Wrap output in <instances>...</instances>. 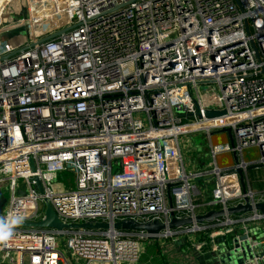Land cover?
<instances>
[{
	"label": "built area",
	"instance_id": "2783aa9c",
	"mask_svg": "<svg viewBox=\"0 0 264 264\" xmlns=\"http://www.w3.org/2000/svg\"><path fill=\"white\" fill-rule=\"evenodd\" d=\"M14 2L24 10L7 21ZM15 24L24 31L2 43ZM211 109L224 114H196ZM214 131L226 141L213 142ZM193 132L208 138L212 160L186 171L180 136ZM251 147L258 158L249 162ZM222 153L236 155L232 165L218 163ZM251 168L264 170V0H0V188L11 185L0 264H139L145 244L217 225L219 235L249 238L264 228L259 211L156 238L112 228L61 236L11 223L43 220L44 198L62 222L78 224L167 223L253 205L264 202V183H250ZM63 172L70 181L56 184ZM209 173L206 195L200 180ZM20 179L26 187L16 190Z\"/></svg>",
	"mask_w": 264,
	"mask_h": 264
},
{
	"label": "water",
	"instance_id": "95a60500",
	"mask_svg": "<svg viewBox=\"0 0 264 264\" xmlns=\"http://www.w3.org/2000/svg\"><path fill=\"white\" fill-rule=\"evenodd\" d=\"M18 7V6H17ZM20 12V11H19ZM16 32L23 31L22 25H12L4 31L6 34H13L12 31ZM59 31L54 34L47 35L39 39V42L53 38L57 36ZM32 45V44H31ZM197 116H204L205 118L211 119L212 117L220 116L224 114L223 110H203L201 113L197 111ZM229 134L228 130H222ZM236 159V155H235ZM237 172L241 174V170L238 169ZM36 180L38 190L42 193V187L39 179L34 177ZM6 201V198L0 200V213L2 212V207ZM45 208L43 212L44 219L39 221H25V222H12L11 225L15 227H35V228H51L55 229L59 235L63 236V230L66 228H89V229H101V228H112L115 230H130L139 231L143 230L150 237L156 238L160 230L164 229H175L178 226H189L195 224L212 223L216 218L229 217L237 213H249L252 211H259L264 215V202L254 203L250 205L249 202L244 204H237L233 207H227L226 209H210L204 214L195 215L192 217L175 218L172 217L167 223H163L159 220H154L150 222H135L133 220H119L110 224L109 222H84L82 224L78 223H65L62 222L58 216H56L54 210L52 209L50 203L44 198ZM264 222V218H263ZM3 222L0 221V226ZM212 256L209 258L211 264H264V231L260 230L258 227H252L249 231V238L247 234H240L238 230H235L230 240L227 243L220 244L215 252H211Z\"/></svg>",
	"mask_w": 264,
	"mask_h": 264
},
{
	"label": "rangeland",
	"instance_id": "374dc122",
	"mask_svg": "<svg viewBox=\"0 0 264 264\" xmlns=\"http://www.w3.org/2000/svg\"><path fill=\"white\" fill-rule=\"evenodd\" d=\"M17 6H18V2H14V3H10L5 8L6 10L4 13V17L6 18L7 21H11L9 17L10 15L13 16V19H16L19 16V13H21V11L24 10L21 2L19 3V6L18 7ZM18 35L19 33L16 35L14 34L9 35V34L3 33L1 35V42L3 43L8 38H12V37H13L12 40H14L16 39L15 37H17ZM211 137H212L213 142L220 143V142L226 141L227 136H225V134H222L221 132L214 131ZM180 146H181V151H182L181 155L183 156V161H184V166L186 168V171L200 170L203 167L205 168L207 164L212 160V157L209 156V149H210L209 140L205 136V134L202 132H193V133H189L186 135L185 134L181 135L180 136ZM243 155L245 157V160L249 162L252 160H256L258 158L257 150L254 147H251L248 150H243ZM217 160H218V163L222 167H225V166L232 165V163L235 161V157L234 155H232V153L231 154L222 153V154H218ZM61 176L63 177L60 178V175H59L58 179L54 180L56 184H61L64 181L65 182L70 181L69 178H66V177H69L68 172L61 173ZM248 176L250 178V183L255 185L257 188L263 185L264 183V170L263 169H258V168L252 169L251 168V170L248 171ZM70 178L71 180H73L71 175H70ZM204 178L207 179L205 181L204 186H206L207 190H210L211 185L213 184V181H214V176L211 173H209ZM72 183L73 181H71V184ZM202 186L203 184L201 185V187ZM25 187L26 185L21 179L17 181L16 190H19L20 188L24 189ZM0 190L4 198L8 197V195L11 192V185L9 184L8 180H5L1 184ZM197 233L201 234L203 232L198 231ZM172 241H173V237L167 238V239L159 238L158 240L155 241L154 244H145L144 248H142L140 251L141 253L139 256V264H175V263L180 264V263H177V262H180L179 260L180 256L176 258V256L174 254H173L174 256L171 255L172 252L169 251V245H172L171 249L173 248ZM167 244H169L168 247H166ZM183 250L185 251V249ZM196 255L198 256V253L193 252L191 256H196ZM195 259L196 257L191 262H186V261L184 262L188 264H201V262H203L204 260L203 258L202 259L198 258L199 261H196L198 259L196 260Z\"/></svg>",
	"mask_w": 264,
	"mask_h": 264
},
{
	"label": "crops",
	"instance_id": "0c3cea01",
	"mask_svg": "<svg viewBox=\"0 0 264 264\" xmlns=\"http://www.w3.org/2000/svg\"><path fill=\"white\" fill-rule=\"evenodd\" d=\"M205 180L206 179H201L200 181L203 184ZM204 192L206 195L210 194V193H207V192H210L207 189H204ZM236 227L240 228L239 225H237ZM219 228H221V226L217 225V226H214V229L210 228L207 231L206 230L202 231L203 233H201V234H199V233H198V235L193 234L192 236H189V237L185 238L184 240L179 239V240H177L178 242L173 243L172 249H171L172 245L167 244L166 247H168V245H169V251L172 252L171 255L174 254L176 256V258H178V256H180V258H179L180 262H177V263L188 264V263H185L184 261L191 262L194 260L195 257H196V259H198V258L204 259L205 257H207L203 260V262H201V264H203L205 261H207L212 256L211 249L214 245H217V244L220 245L223 243H227L230 240V237L232 234H228V235L226 234L224 236L219 235V232H220ZM261 230L264 231V228ZM211 235H214L213 242H211V237H212ZM205 236L208 238V241L206 244H205ZM179 241H181V242H179ZM186 242H187V244H186ZM170 244H172V243H170ZM197 244H201V245L203 244V245L201 248H197L196 247ZM205 245H207L206 248H205ZM183 249H185V251ZM193 252H197L198 256L197 255L191 256L193 254ZM199 259L196 261H199Z\"/></svg>",
	"mask_w": 264,
	"mask_h": 264
},
{
	"label": "flooded vegetation",
	"instance_id": "af4514ba",
	"mask_svg": "<svg viewBox=\"0 0 264 264\" xmlns=\"http://www.w3.org/2000/svg\"><path fill=\"white\" fill-rule=\"evenodd\" d=\"M3 199V197H0V200H2ZM203 264H211V260L210 259H208L207 261H205Z\"/></svg>",
	"mask_w": 264,
	"mask_h": 264
},
{
	"label": "trees",
	"instance_id": "16d2710c",
	"mask_svg": "<svg viewBox=\"0 0 264 264\" xmlns=\"http://www.w3.org/2000/svg\"><path fill=\"white\" fill-rule=\"evenodd\" d=\"M211 187H212V185H211ZM203 239V238H202ZM207 241H208V238L205 236V244L207 243ZM186 244H187V242H186ZM206 246L207 245H205V248H206Z\"/></svg>",
	"mask_w": 264,
	"mask_h": 264
},
{
	"label": "bare ground",
	"instance_id": "6f19581e",
	"mask_svg": "<svg viewBox=\"0 0 264 264\" xmlns=\"http://www.w3.org/2000/svg\"><path fill=\"white\" fill-rule=\"evenodd\" d=\"M9 40H11V39H7V41H9Z\"/></svg>",
	"mask_w": 264,
	"mask_h": 264
}]
</instances>
